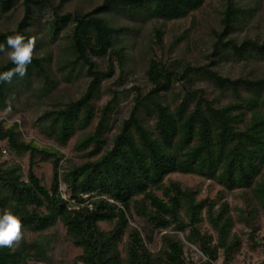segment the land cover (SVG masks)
Listing matches in <instances>:
<instances>
[{"label": "trees", "instance_id": "1", "mask_svg": "<svg viewBox=\"0 0 264 264\" xmlns=\"http://www.w3.org/2000/svg\"><path fill=\"white\" fill-rule=\"evenodd\" d=\"M42 1L23 0V16L14 28L0 30V44L6 46L13 30L36 36L32 5ZM205 3L102 0L85 13L54 11L46 34L54 41L69 25L67 46L54 54L41 33L27 75L0 84V111L5 112L0 155L3 145L13 155L0 160V211L11 209L24 228L19 246L0 248V264H57L56 251L65 257L66 245L81 249L69 264H215L219 259V264H233L243 245L238 224L247 228L253 247L264 249V237L258 236L264 217V74L232 77L215 66L226 56L264 60V35L235 36L251 21L264 22V0H220L206 63L169 64L153 51L166 46L167 22L193 17ZM13 4L0 0V12ZM148 21L154 23V48L149 46L152 54L144 56L147 87H133L129 114L111 133L112 114L128 91L112 90L98 105L101 84L115 65L124 77L130 74L131 33ZM11 67L4 62L0 71ZM81 75L89 80L79 97L56 102L37 118L42 140L25 137L26 120L19 122L14 114L13 85L50 95L61 81ZM184 80L203 85L186 87ZM73 139L74 154L65 158L62 150ZM25 154L26 176L16 159ZM41 163L52 168L48 186L34 172ZM174 173L238 192L241 205L232 206L224 197H198L195 188L168 179ZM156 238L160 246L153 251L149 245ZM191 246L205 259L194 260ZM62 263H67L64 258Z\"/></svg>", "mask_w": 264, "mask_h": 264}, {"label": "rangeland", "instance_id": "2", "mask_svg": "<svg viewBox=\"0 0 264 264\" xmlns=\"http://www.w3.org/2000/svg\"><path fill=\"white\" fill-rule=\"evenodd\" d=\"M102 0H43L42 3L33 4V16L35 21L36 36L41 37V33L44 35V41L50 45L54 54H59L68 44L67 34L70 32L69 25L64 31H62L58 38L54 41H50L47 36V28L49 21L53 18L54 11L59 14L65 13H85L90 11L93 7L99 4ZM220 8V0H206L201 12H196L193 17L189 16L185 19L178 21L167 22L165 26L164 48H154L153 46V22H146L138 26V31L131 33L130 36V48L128 49L131 55V62L128 64L130 68V74L124 77L120 74L118 67L115 65L114 72L103 81L99 92L97 104H104L111 96L112 90H127V97L124 98L115 112L112 114L111 133L118 131L121 121L126 118L132 107V98L136 95V91L133 87H138L140 90H145L147 87L146 79L143 76L144 56L147 55L149 46L154 48L156 55L168 62L169 64L175 63L178 60L186 59L191 63H206L208 60L204 55L209 52V32L212 26L216 27L218 22V9ZM23 0H14L13 7L6 11L0 12V30L7 28H14L18 21L23 16ZM194 19V22H193ZM39 30V31H38ZM264 35V22L263 21H251L249 26L242 31L236 33L238 40H241L244 36L261 37ZM43 37V36H42ZM177 41H176V40ZM174 42L172 47L169 44ZM149 54H152L150 52ZM6 62V56L0 53V65ZM216 68L224 75L237 76L239 74L252 73L254 75L264 74V60L252 59L236 60L232 56H226L222 60H219L215 64ZM79 75V74H78ZM89 78L85 76H78L74 81L66 83L61 81L55 92L50 95H40V93H33L30 90H24L19 85H13L10 93L13 96V106L15 107V118L21 122L22 119L26 120V123L21 130L24 132L25 137L36 138L42 140L37 128V118L45 110L51 108L52 104L56 102H65L70 99H76L85 90ZM181 84V83H180ZM186 87H194L203 85L200 81H182ZM12 86V84H11ZM34 87H39V81H33ZM38 90V89H36ZM5 112L0 111V115L3 116ZM74 139L71 140L67 148L63 149V153L66 157H70L74 154L73 151ZM3 145V143H2ZM5 150V152H3ZM13 157L12 152L3 145L0 160H7ZM64 158V159H65ZM16 159L21 162L23 172L26 173L29 168L28 155L17 156ZM62 159L61 162L64 161ZM78 161V159H77ZM34 172L37 176L42 178V182L48 186L51 181L52 168L51 165L41 163L39 167L34 168ZM24 176V177H25ZM168 179L178 182L182 186L193 187L198 192V197H224L232 206L241 205V200L237 196L238 192L228 193L226 190L216 185L211 181L204 180L194 175H185L174 173L169 175ZM60 190L63 195L67 196L66 187L63 182L60 184ZM260 232L259 237H264V217L259 218ZM101 226L107 228L109 223L101 222ZM203 229H208L209 226L204 223ZM237 230L241 232L243 236V245L240 253L236 256L233 264H259L264 261V249L261 247H253L248 239L247 228L242 224L236 226ZM60 243L61 248L65 241L64 230L60 226ZM211 231V230H210ZM33 234L32 237H35ZM259 240V239H258ZM159 238H156L152 244L149 245L150 249L155 251L159 248ZM195 253H193V259L197 260L201 257L205 259L202 254L194 247L191 246ZM65 257L56 251L55 259L60 263L62 258L67 263H71L72 259L81 253L80 248H76L72 245L65 246ZM219 259L215 264H219Z\"/></svg>", "mask_w": 264, "mask_h": 264}, {"label": "clouds", "instance_id": "3", "mask_svg": "<svg viewBox=\"0 0 264 264\" xmlns=\"http://www.w3.org/2000/svg\"><path fill=\"white\" fill-rule=\"evenodd\" d=\"M6 38L5 44H0V53L6 56V62L13 67L0 71V84L11 83L14 77L23 78L34 59L37 37L25 36L15 32ZM24 238L22 219L11 209L0 211V248L15 249Z\"/></svg>", "mask_w": 264, "mask_h": 264}, {"label": "built area", "instance_id": "4", "mask_svg": "<svg viewBox=\"0 0 264 264\" xmlns=\"http://www.w3.org/2000/svg\"><path fill=\"white\" fill-rule=\"evenodd\" d=\"M3 152H5V150H3ZM65 197V195H63Z\"/></svg>", "mask_w": 264, "mask_h": 264}, {"label": "water", "instance_id": "5", "mask_svg": "<svg viewBox=\"0 0 264 264\" xmlns=\"http://www.w3.org/2000/svg\"><path fill=\"white\" fill-rule=\"evenodd\" d=\"M192 247H194V246H192ZM195 248V247H194Z\"/></svg>", "mask_w": 264, "mask_h": 264}]
</instances>
